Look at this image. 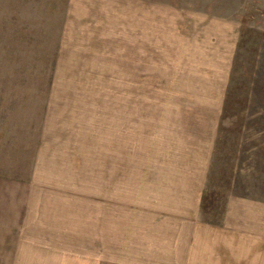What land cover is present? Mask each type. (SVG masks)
<instances>
[{
  "label": "rangeland",
  "instance_id": "1",
  "mask_svg": "<svg viewBox=\"0 0 264 264\" xmlns=\"http://www.w3.org/2000/svg\"><path fill=\"white\" fill-rule=\"evenodd\" d=\"M0 264H264V0H0Z\"/></svg>",
  "mask_w": 264,
  "mask_h": 264
},
{
  "label": "crops",
  "instance_id": "2",
  "mask_svg": "<svg viewBox=\"0 0 264 264\" xmlns=\"http://www.w3.org/2000/svg\"><path fill=\"white\" fill-rule=\"evenodd\" d=\"M187 199H188V198H187ZM187 199H186V200H187ZM192 207H193V206H192Z\"/></svg>",
  "mask_w": 264,
  "mask_h": 264
}]
</instances>
